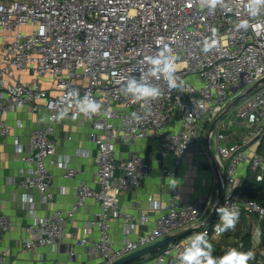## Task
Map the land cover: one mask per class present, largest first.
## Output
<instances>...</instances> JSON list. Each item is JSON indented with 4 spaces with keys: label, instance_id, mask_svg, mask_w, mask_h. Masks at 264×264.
<instances>
[{
    "label": "built area",
    "instance_id": "obj_1",
    "mask_svg": "<svg viewBox=\"0 0 264 264\" xmlns=\"http://www.w3.org/2000/svg\"><path fill=\"white\" fill-rule=\"evenodd\" d=\"M250 4L252 0H0V140L12 130L6 113L24 108L35 112L43 106L48 111L47 123L33 131L26 153L16 145L24 163L20 170L23 184L40 192L43 206L52 202L53 173L48 159L58 153L57 141L51 136L66 117L91 122L90 138L97 151L98 187L79 184L70 211L37 216L33 196L25 195L22 203L33 221L25 227L24 248H59L71 238L88 246L91 254L101 256L104 264H113L159 240L199 228L197 232L207 230L216 256L232 247L242 249L239 239L223 240L224 233L215 231L217 222L211 226L204 222L211 213L208 197L200 195L184 202L176 187L171 189L169 208L160 213L148 232L132 239L136 224L151 222L150 211L160 210L161 204L150 197L139 218L123 208L121 194L138 189L152 165L140 153L117 158V146L138 139L156 141L161 173L173 180L188 155L193 167L200 165L208 156L202 124L213 122L239 95L264 78V5L253 15ZM164 41L178 57V87L169 88L161 74L158 79L153 76L161 85L160 95H125L121 78L145 71V56ZM205 41L211 45L207 52ZM25 70L32 72L30 83L20 80ZM43 78L50 79V87L42 86ZM86 94L101 102L98 113L80 111L77 101ZM234 109L241 125L250 130V137L219 145L218 159L227 180L220 206L234 203L241 213L262 222L264 206L241 195L238 172L247 163L253 171L264 174V155L249 153L251 142L264 137V82ZM218 138L224 135L219 133ZM78 154L86 155L87 150L80 149ZM52 163L64 167L66 176L78 173L69 167L68 156L58 154ZM91 198L102 208L88 227H96L98 237H75L67 223ZM114 218L123 221L118 247L110 235ZM13 225L12 217L0 206V234ZM194 233L164 247L152 259L153 264H160L161 259L163 264H180L179 253ZM258 250L260 260L264 251ZM7 258L8 251H1L0 264H6Z\"/></svg>",
    "mask_w": 264,
    "mask_h": 264
},
{
    "label": "crops",
    "instance_id": "obj_2",
    "mask_svg": "<svg viewBox=\"0 0 264 264\" xmlns=\"http://www.w3.org/2000/svg\"><path fill=\"white\" fill-rule=\"evenodd\" d=\"M32 79L31 71L25 70L21 73L20 80L23 83H30ZM41 84L43 87H50L51 81L48 78H43ZM231 110H225V114L221 113L224 115L211 134L209 144L217 158H219L220 144L243 142L250 137V130L241 125L237 114L232 126L225 124L224 121ZM5 117L12 130L9 135L0 140V206L2 211L11 216L14 221V225L9 231L0 234V252L8 251L6 264H104L101 256L91 254L88 246H80L71 238L64 240L59 248L40 246L27 249L23 245L25 227L33 221L29 211L24 208L22 203L27 193L33 196L36 203V215L41 217L56 210L70 211L76 199L75 189L79 184L87 183L92 187H98L97 166L94 161L97 151L95 143L90 138L91 122L85 118L73 120L66 117L55 127L51 137L57 141V153L68 156L69 167L76 168L78 173L75 176H66L64 167L52 163L58 154L51 156L48 159V165L53 173L51 187L53 200L43 206L40 192L36 189H29L23 184L20 170L24 163L18 156L16 145L20 144L23 148L21 153H26L33 131L47 123L48 111L44 106L35 112L24 108L10 111L6 113ZM212 123L205 121L202 124L201 131L204 141H206ZM219 133L224 135L223 139L218 138ZM259 145L260 140L254 139L249 145V153L257 152ZM80 149H86L87 154H78ZM117 152V158L124 159L129 158L132 154L140 153L152 165L150 175L138 189L128 190L121 194L120 200L123 208L139 218L141 209L148 207L150 197L160 201L161 204L160 210L150 211L151 222L146 225L136 224L134 232L130 235L132 239L148 232L152 228L153 221L161 212L169 208V197L173 187L179 190L180 200L184 202L192 201L200 195L208 197L212 211L217 196V176L216 168L209 155L201 159L198 167L192 166L190 155L185 157L177 178L173 180L161 173V153L156 141L138 139L133 143H119ZM263 176V173L253 171L247 163L242 164L238 172L239 191L243 192L244 186L259 183ZM101 211L102 208L98 200L88 199L75 216L68 221V231L75 237L96 239L98 229L92 227L88 230V227L89 223ZM207 218L204 219V222ZM216 222L219 223V218L216 219ZM122 229L123 221L120 218H114L111 222L110 235L117 247L122 241ZM257 230H259L258 234ZM247 234H249L252 249L260 247L263 237L261 225L256 217L241 213L236 227L224 232L223 240L235 241L239 239L244 244L243 237ZM143 264H153L152 259Z\"/></svg>",
    "mask_w": 264,
    "mask_h": 264
},
{
    "label": "clouds",
    "instance_id": "obj_3",
    "mask_svg": "<svg viewBox=\"0 0 264 264\" xmlns=\"http://www.w3.org/2000/svg\"><path fill=\"white\" fill-rule=\"evenodd\" d=\"M264 5V0H252L249 9L253 15ZM243 26V25H242ZM210 44L205 41L204 51L207 52ZM148 67L141 71L138 76H129L121 78L122 92L125 95H132L138 98H147L161 94V85L153 79V76L159 78L162 74L167 80L169 88L178 87V77L176 75V56L168 41H164L154 52L145 56ZM70 95H78L70 93ZM80 111L87 115L98 113L102 104L93 99L90 95H85L77 101ZM138 118L140 113H133ZM219 215V223L215 225L217 233L227 232L234 229L240 220V208L236 204H224L216 208ZM257 230V234H258ZM180 264H249L255 259V253L251 250H241L238 247L229 248L223 255H214V245L209 239L207 230L195 232L188 240L187 245L179 253ZM160 264H163L161 259Z\"/></svg>",
    "mask_w": 264,
    "mask_h": 264
},
{
    "label": "water",
    "instance_id": "obj_4",
    "mask_svg": "<svg viewBox=\"0 0 264 264\" xmlns=\"http://www.w3.org/2000/svg\"><path fill=\"white\" fill-rule=\"evenodd\" d=\"M264 82V78L261 79L258 83H256L254 86H252L251 88L247 89L243 94L239 95L233 102H231L229 104V106L226 108V111H229L231 109L234 108V106L243 98L245 97L248 93H250L251 91H253L255 88L258 87V85ZM224 111V114L225 112ZM224 114H220L212 123L209 132L207 134L206 137V147L208 150V155L211 158V161L213 163V165L216 168V176H217V196H216V202L213 206V209L210 213V215L208 216L206 222L209 226L213 225L216 222L217 219V212H216V208L218 206H220V203L222 201V199L225 196V192H226V188H227V180H226V175L224 173V171L221 168V164L217 158V156L213 153L211 147H210V138H211V134L215 131L218 122L222 119ZM199 230V228H190L187 230H184L178 234H174L171 235L167 238H164L162 240H159L151 245H148L146 247H143L135 252H132L122 258H120L119 260H117L116 262H114L113 264H129L131 263L133 260L138 259L140 257H146V256H150L153 252L157 251V250H161L164 247H166L168 244H170L171 242H175L184 238H188V236L193 233V232H197Z\"/></svg>",
    "mask_w": 264,
    "mask_h": 264
},
{
    "label": "trees",
    "instance_id": "obj_5",
    "mask_svg": "<svg viewBox=\"0 0 264 264\" xmlns=\"http://www.w3.org/2000/svg\"><path fill=\"white\" fill-rule=\"evenodd\" d=\"M257 152L264 155V137L261 138V140H260V145L258 146ZM240 193L243 197L256 200L257 202H259L260 204H262L264 206V176H263L262 181H260L259 183L249 185V186H244L243 192H240ZM261 228L263 231V237H262V241L260 244V249L262 251H264V220L262 221ZM243 238H244V244H243V247L241 250L246 251L248 249H252V246L250 244L249 234H247ZM161 252H162V249L157 250V251L153 252L149 257H147V256L146 257H140L138 259L133 260L129 264H143L146 261L153 259L156 256H158ZM249 264H264V258L259 260L258 256H255V259L250 261Z\"/></svg>",
    "mask_w": 264,
    "mask_h": 264
},
{
    "label": "rangeland",
    "instance_id": "obj_6",
    "mask_svg": "<svg viewBox=\"0 0 264 264\" xmlns=\"http://www.w3.org/2000/svg\"><path fill=\"white\" fill-rule=\"evenodd\" d=\"M229 116L227 117V119L224 121L225 124L229 125V126H232V123L236 120V110L233 108L229 114ZM218 219V218H217ZM262 222H259V225H261ZM260 247L258 248H255L254 250H252L254 253H255V256H257L256 254H258L260 250H258Z\"/></svg>",
    "mask_w": 264,
    "mask_h": 264
}]
</instances>
